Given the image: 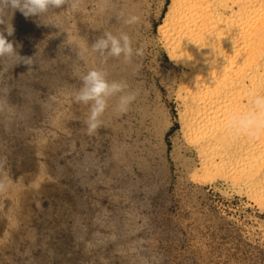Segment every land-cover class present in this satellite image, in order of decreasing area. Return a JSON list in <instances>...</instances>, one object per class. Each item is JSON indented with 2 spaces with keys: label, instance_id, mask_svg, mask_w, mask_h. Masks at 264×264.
Returning a JSON list of instances; mask_svg holds the SVG:
<instances>
[{
  "label": "rangeland",
  "instance_id": "374dc122",
  "mask_svg": "<svg viewBox=\"0 0 264 264\" xmlns=\"http://www.w3.org/2000/svg\"><path fill=\"white\" fill-rule=\"evenodd\" d=\"M169 1L80 0L76 11L5 15L8 40L31 64L0 58V188L11 181L8 192L20 193L1 192L0 264H264V226L253 218L264 214L221 192L222 181H190L179 162L177 70L156 38ZM130 15L138 23L126 25ZM105 31L127 32L143 55L82 61L62 43L70 32L90 48ZM93 67L136 98L124 113L111 98L89 135V106L74 95Z\"/></svg>",
  "mask_w": 264,
  "mask_h": 264
},
{
  "label": "bare ground",
  "instance_id": "6f19581e",
  "mask_svg": "<svg viewBox=\"0 0 264 264\" xmlns=\"http://www.w3.org/2000/svg\"><path fill=\"white\" fill-rule=\"evenodd\" d=\"M156 38L177 70L170 88L189 180L222 181L228 187L216 185L221 192L264 214V129L237 135L227 124L230 115L252 110L253 94L264 95V0H170ZM10 184L0 196L17 198ZM253 218L264 226L263 217Z\"/></svg>",
  "mask_w": 264,
  "mask_h": 264
},
{
  "label": "clouds",
  "instance_id": "9594fccd",
  "mask_svg": "<svg viewBox=\"0 0 264 264\" xmlns=\"http://www.w3.org/2000/svg\"><path fill=\"white\" fill-rule=\"evenodd\" d=\"M79 3L80 0H0V24L5 25L4 29L0 31V58L15 57V64L21 61L31 64V58L21 57L13 42L7 38L14 33L12 24L4 23V17L7 13H11L12 17V14L19 10L26 18L31 16L40 18L50 11L65 7L76 11ZM138 21L139 17L136 15H130L124 19L126 25L136 24ZM5 32L7 36L4 34ZM67 38L70 44L76 45L78 49L76 54L82 61H86L89 53L97 54L105 62L109 58L121 56L125 62H128L134 54L143 55L142 48L133 49L131 37L124 31H120L118 34L105 31L103 35L92 42L90 48L86 43H81L73 37L70 32H67ZM107 77L108 74L105 71L95 67L90 68L79 77L81 87L76 91L74 100L79 104L89 106V112L84 121L89 135L101 126V117L108 108V102L111 98H116L114 110L119 113L126 112L136 98L135 92L126 91L128 89L126 82L110 81ZM250 103L252 110L230 115L228 118V127L237 135L256 136L261 129H264V95L253 94Z\"/></svg>",
  "mask_w": 264,
  "mask_h": 264
}]
</instances>
